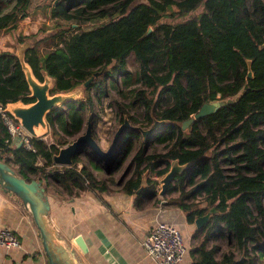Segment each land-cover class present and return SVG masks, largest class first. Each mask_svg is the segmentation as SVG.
Returning a JSON list of instances; mask_svg holds the SVG:
<instances>
[{
	"label": "trees",
	"instance_id": "trees-1",
	"mask_svg": "<svg viewBox=\"0 0 264 264\" xmlns=\"http://www.w3.org/2000/svg\"><path fill=\"white\" fill-rule=\"evenodd\" d=\"M132 1L53 0L51 16L70 26L59 24L57 30L38 38L26 50V60L39 80H44V72L53 79L51 94L70 91L101 71L86 87L83 99L69 100L48 114L53 133L81 134L86 114L96 104L92 89L99 101L106 93L103 81L115 86L118 77L126 87L140 83L119 93L124 97L130 93L132 105H144L149 122L154 123L151 109L157 119L168 123L159 125L146 140L138 129L128 132L105 165L98 161L105 178H99L93 167L78 166L83 158L97 157L91 148L74 156L71 166H59L54 155L65 143L48 144L40 136L32 138L36 150L11 145L1 118L0 159L25 179L41 181L46 192L52 184L70 193L87 187L104 192L116 184L137 198H155L159 179L145 177L146 171L162 176L173 159L187 163L210 153L177 175L168 189V193L180 190L169 202L186 212L189 223L194 224L208 207L215 208L211 220L196 230L195 236L204 233V237L191 249L192 264H234L233 253L219 259L220 246H207L218 234L234 240L245 252L248 258L242 264H255L257 256H248L250 252L264 254V0H149L129 9ZM33 2L0 0V31L15 29L29 15ZM200 7L202 12L187 17ZM165 15L170 19L162 20ZM104 19L80 28L82 23ZM69 29L75 31L68 33ZM41 43L47 45L42 53ZM131 55L138 62L136 74L127 66ZM219 100L225 104L194 120L188 131L183 129V122L205 102ZM15 101L35 99L17 54L0 49V103ZM132 137L143 140L117 178L132 150ZM155 141L164 144L163 152L150 151ZM203 193L208 206L189 201Z\"/></svg>",
	"mask_w": 264,
	"mask_h": 264
},
{
	"label": "crops",
	"instance_id": "crops-1",
	"mask_svg": "<svg viewBox=\"0 0 264 264\" xmlns=\"http://www.w3.org/2000/svg\"><path fill=\"white\" fill-rule=\"evenodd\" d=\"M3 39L0 36V49L10 51L3 46ZM84 164L92 168L89 160L83 159L78 164L79 168ZM170 194L173 195L167 192L164 196L157 194L155 198H137L135 194L130 195L122 190L115 192L111 187L104 192L90 187L84 190L73 188L71 193L63 188L60 192L49 194V217L67 242L83 234L89 252L83 254L78 250V253L85 264H158L141 248L140 238L158 220L175 223L184 230L186 241V234L189 233L190 239L197 241L195 244L190 242L182 262L192 264L194 257L191 249L202 240L204 233L195 236L198 229L196 224L192 227L194 224L187 221L186 212L169 202L176 197H170ZM3 227L15 230L21 243L17 247L0 248V264H49L30 210L21 198L0 187V229ZM200 235L202 238L199 239ZM216 238L223 237L218 234ZM213 240L207 241L208 247L216 244ZM72 245L76 247L74 242Z\"/></svg>",
	"mask_w": 264,
	"mask_h": 264
},
{
	"label": "water",
	"instance_id": "water-1",
	"mask_svg": "<svg viewBox=\"0 0 264 264\" xmlns=\"http://www.w3.org/2000/svg\"><path fill=\"white\" fill-rule=\"evenodd\" d=\"M142 3L149 4L150 2L149 0H133L129 5V9ZM27 49L28 47L26 46L19 47L17 56L29 84L30 96L34 98L35 101L31 103H24L22 101L10 102L7 104V110L33 137H40L49 132L50 125L47 120L48 114L57 107H61L69 100H80L83 98L86 87L93 81L95 76L101 73V71L96 72V74L86 80L81 87H76L70 91L51 94L53 79L46 72H44L43 81L35 76L32 67L26 60L25 54ZM248 75L250 77L253 75L251 70H249ZM224 104L225 101L223 100L205 102L197 113L183 122V129L187 128L194 120L215 112ZM163 123H168V121H156L153 127L142 129L141 127L132 125L128 119L125 118L124 123L116 131L111 145L105 150L93 135L92 120L89 115L86 131L79 134L68 145L61 147L59 152L54 155V163L59 166H71L74 163V156L81 154L85 147L91 148L97 157L108 161L109 157L115 153L121 140L128 132L133 129H138L142 132L146 140L149 135L155 134L157 132V127ZM17 145L20 147L22 142L20 141ZM209 155L210 153L187 163H180L179 159L171 160L169 169L159 179L160 189L157 194L164 196L177 175L183 174L194 164L205 160ZM0 187L4 191L11 192L21 198L23 203L30 210L42 238L43 248L48 257L49 264H85L81 255L78 253V250L83 254L89 252V247L83 234H78L72 238L71 242L76 244V247H74L72 243L67 242L65 236L54 227L49 217L51 201L41 181L35 178L31 180L25 179L18 175L16 170L8 162L0 159ZM142 187L143 185L137 190V193L141 191ZM214 211L215 208L212 207L204 215L196 218L195 224L198 229L203 228V226L211 220Z\"/></svg>",
	"mask_w": 264,
	"mask_h": 264
},
{
	"label": "rangeland",
	"instance_id": "rangeland-1",
	"mask_svg": "<svg viewBox=\"0 0 264 264\" xmlns=\"http://www.w3.org/2000/svg\"><path fill=\"white\" fill-rule=\"evenodd\" d=\"M33 6L30 9V13L25 18L21 19L15 29L12 30H1L0 36H2L3 39V46L10 50L11 52H14L17 54L19 47H30L34 44V42L43 36L49 35L54 30H57L59 26H70V22L64 21L63 19H55L51 16V3L53 0H33ZM173 10H176L175 6L173 7ZM203 7L198 8L194 12L187 15V17L194 16L200 12H202ZM172 11L169 10L168 13L170 14ZM170 17L165 15L162 20H169ZM104 20L99 21H89L86 23H82L80 28L82 29H88L95 25L101 24L104 22ZM77 24H74V29H76ZM74 29H69L68 33H72L75 31ZM45 43L39 44V50L40 52H44L46 48ZM128 69L133 73L136 74L139 66L138 62L134 58V55H131L128 59ZM103 86L106 88V93L100 98V100H97L95 89H92V93L96 98V104L93 110L88 111L86 114V120H85V127L83 132L86 131L87 123L89 119V115L91 116L92 120V128H93V135L97 139L98 143L102 146L103 149L107 150L109 146L112 143L113 137L118 130V128L124 123V121H121L120 118L122 116L127 118L128 121L134 125L141 127L142 129H149L153 127L156 124V121H161L157 119L154 110L150 109V116L153 118V122H149L148 118L146 117V107L142 105L140 102L135 103L134 105L131 104L132 102V95L129 93L127 97H124L123 94L119 93V90H122V93L128 92L130 88L138 87L140 86V83H133L130 87H126L123 83V80L118 77L117 82L115 83V86L110 82V80L105 79ZM83 86V84L79 85L78 87ZM86 89L84 91V96L86 95ZM148 94L152 96L154 99L153 93H150V90H148ZM81 98V99H83ZM156 110H159L158 107H156ZM132 116V117H131ZM133 118H135L137 121H135ZM186 131H188V127L185 128ZM77 137V136H76ZM76 137H71L66 135L61 130H58L57 133H53L51 128L49 129V132L47 134L43 135L44 140L46 143H57L61 145L60 143H65L63 146L68 145L70 142H72ZM132 150L127 157V159L124 162L123 167L119 172L116 173L117 178L121 177V175L125 172V169L127 168L130 160L132 159V156L134 153L138 150L140 147L141 141L143 140V137L137 138L132 137ZM62 146V147H63ZM225 146L222 145L223 148ZM165 149L164 144L155 141L152 143L150 151H157V152H163ZM122 151V150H121ZM92 158L89 159L90 165L96 170L98 177L105 178L106 174L104 170H99L100 166L98 164L99 162H103V164H106V161L102 158ZM83 160H88L86 158H83ZM39 163H42V159L39 160ZM146 174L152 175L153 177H156L158 179L161 178V176H158L152 172L146 171ZM155 175V176H154ZM175 181V180H174ZM63 186H58L55 184H52V186L49 188V192H46L48 195L54 192H60L63 190ZM111 189L115 192H119L121 190V187L119 185H111ZM158 189H160V183L158 184ZM65 189V188H64ZM66 190V189H65ZM173 195L178 197L180 195V190L176 189L172 192ZM190 202L193 204H197V206H208L207 200H206V193L199 194L195 198H190ZM254 207V204H252ZM210 209V207H208ZM208 209V211H209ZM192 225V227H194ZM184 231V230H183ZM190 234V235H189ZM186 234L187 235V241L188 246H190V242H194V244L197 242L196 240L192 241L191 233ZM202 238V235H200L199 239ZM213 243H216L220 246V250L217 253L218 258H222L223 254H230L233 253V262L234 264H242L244 260H247L248 257H246L245 252L240 250L236 244V242L227 236H223L221 239L214 238ZM139 244L141 245V248L144 250V252L147 254V251L145 247L141 244L139 241ZM211 244V241H210ZM263 253L261 255V252H250L248 256L250 257H256V263L255 264H264V257Z\"/></svg>",
	"mask_w": 264,
	"mask_h": 264
},
{
	"label": "built area",
	"instance_id": "built-area-1",
	"mask_svg": "<svg viewBox=\"0 0 264 264\" xmlns=\"http://www.w3.org/2000/svg\"><path fill=\"white\" fill-rule=\"evenodd\" d=\"M0 118L9 133L8 141L17 145L20 141L28 149L36 150L33 136L7 110V104L0 103ZM147 256L158 264H182L188 250L185 234L175 223L158 220L140 238ZM20 238L10 227L0 229V248L20 246Z\"/></svg>",
	"mask_w": 264,
	"mask_h": 264
}]
</instances>
